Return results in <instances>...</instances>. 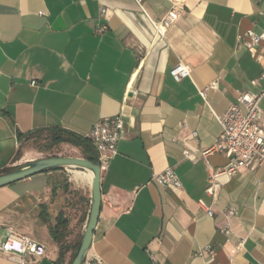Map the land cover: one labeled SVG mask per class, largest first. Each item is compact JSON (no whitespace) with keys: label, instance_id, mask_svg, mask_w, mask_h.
Instances as JSON below:
<instances>
[{"label":"crops","instance_id":"obj_1","mask_svg":"<svg viewBox=\"0 0 264 264\" xmlns=\"http://www.w3.org/2000/svg\"><path fill=\"white\" fill-rule=\"evenodd\" d=\"M172 10L180 16L163 38L157 27ZM248 31L264 34V0H0V174L42 158L27 146L35 133L84 137L122 114L84 264H264V164L222 175L213 199L201 154L218 142L230 104L264 89V38L254 56L238 42ZM180 62L190 74L177 81ZM261 109L264 124V98ZM208 161L219 170L232 159L214 152ZM168 167L181 187L152 180ZM92 181L68 168L1 187L0 238L29 235L46 254L2 253L0 264H71ZM229 207L237 214L226 219Z\"/></svg>","mask_w":264,"mask_h":264},{"label":"built area","instance_id":"obj_2","mask_svg":"<svg viewBox=\"0 0 264 264\" xmlns=\"http://www.w3.org/2000/svg\"><path fill=\"white\" fill-rule=\"evenodd\" d=\"M107 11V9L102 10L104 15L107 14ZM179 16L180 13L177 10H172L168 13L157 27L160 36L165 37L166 30ZM104 28L106 27L103 26L100 30ZM263 38L264 34L248 31L246 35H239L238 42L240 46H245L255 56L257 45ZM171 74L177 81H180L189 76L190 70L187 65L180 62L171 70ZM252 83L257 85L258 80H253ZM31 84L37 85V81L33 80ZM216 85L217 82L212 83V86ZM263 98L264 89L258 92L243 91L239 95L238 101L231 103L228 109L219 117L223 130L218 142L201 153L209 168L206 192L213 199L218 197L222 187L220 181L222 175L233 176L242 169L249 168L254 170L264 164V124L262 123L263 111L261 109ZM125 126L126 121L122 114L103 117L84 135V138L91 143L97 153V162L101 167V172L108 168L111 159L118 153ZM194 135L196 136L197 133L195 132ZM214 152L224 153L232 161L223 169H215L208 161V157ZM185 154L187 157L192 155L190 151H186ZM152 180L163 187L182 186L179 175L171 167L160 173L153 174ZM200 204L208 215L214 216L215 211L211 206H208L204 201H200ZM224 213L226 219H230L237 214V210L234 207H229ZM222 231L229 235L231 228L226 225L222 228ZM243 242L244 240L241 241V244ZM211 251L212 246L210 245L201 251L200 254L205 255ZM2 253H8L13 258L25 253L45 255L46 246L29 235L18 234L11 230L5 241L0 238V254Z\"/></svg>","mask_w":264,"mask_h":264},{"label":"water","instance_id":"obj_3","mask_svg":"<svg viewBox=\"0 0 264 264\" xmlns=\"http://www.w3.org/2000/svg\"><path fill=\"white\" fill-rule=\"evenodd\" d=\"M81 168L94 173L92 181V206L85 233L79 242L71 264H84L92 245L94 230L97 226L102 205L101 167L85 157L49 156L28 162L14 170L0 174V188L29 178L36 174L55 169Z\"/></svg>","mask_w":264,"mask_h":264},{"label":"rangeland","instance_id":"obj_4","mask_svg":"<svg viewBox=\"0 0 264 264\" xmlns=\"http://www.w3.org/2000/svg\"><path fill=\"white\" fill-rule=\"evenodd\" d=\"M51 132H38L35 133L32 137L31 140L29 141L27 146L34 147L35 149H40L43 150V153L40 154L42 158L44 157H49V156H70V157H82V154L78 147L70 144H60L56 145L52 148H49V136ZM81 169V168H77Z\"/></svg>","mask_w":264,"mask_h":264},{"label":"trees","instance_id":"obj_5","mask_svg":"<svg viewBox=\"0 0 264 264\" xmlns=\"http://www.w3.org/2000/svg\"><path fill=\"white\" fill-rule=\"evenodd\" d=\"M20 135V134H19ZM49 148H52L60 144H72L76 147L82 148L85 158H88L94 162H97V156L91 155V152L95 151L91 143L84 137L78 136L74 133L65 130H53L49 136Z\"/></svg>","mask_w":264,"mask_h":264},{"label":"bare ground","instance_id":"obj_6","mask_svg":"<svg viewBox=\"0 0 264 264\" xmlns=\"http://www.w3.org/2000/svg\"><path fill=\"white\" fill-rule=\"evenodd\" d=\"M69 169H71L72 173L74 171L75 174L83 176L89 182H91L92 179L94 178V173L91 170H88V169H77V168H69Z\"/></svg>","mask_w":264,"mask_h":264}]
</instances>
